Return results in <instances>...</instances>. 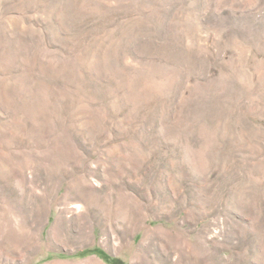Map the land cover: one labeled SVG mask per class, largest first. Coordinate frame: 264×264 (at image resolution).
I'll list each match as a JSON object with an SVG mask.
<instances>
[{
    "label": "rangeland",
    "instance_id": "374dc122",
    "mask_svg": "<svg viewBox=\"0 0 264 264\" xmlns=\"http://www.w3.org/2000/svg\"><path fill=\"white\" fill-rule=\"evenodd\" d=\"M0 264H264V0H0Z\"/></svg>",
    "mask_w": 264,
    "mask_h": 264
}]
</instances>
